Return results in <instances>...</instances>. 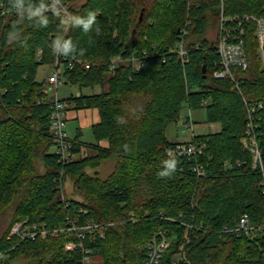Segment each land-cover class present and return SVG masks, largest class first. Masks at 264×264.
<instances>
[{
  "label": "trees",
  "instance_id": "trees-1",
  "mask_svg": "<svg viewBox=\"0 0 264 264\" xmlns=\"http://www.w3.org/2000/svg\"><path fill=\"white\" fill-rule=\"evenodd\" d=\"M72 1L50 9L49 0H0V216L11 211L0 238L7 257L0 264H83L86 256H99L102 264H146L149 243L163 239L170 248L160 264H264V237L225 231L244 215L264 222L262 173L242 143L252 125L264 157L257 24L243 21L249 67L233 69V78L214 77L220 57L217 42L207 38L222 15L264 20V0ZM58 45L91 65L65 68L66 82L102 89L62 100L67 111L96 109L100 115L92 126L95 143L70 138L78 155L71 162L52 151L54 97L46 81L37 80L40 67L54 65ZM118 56L124 63L111 70ZM185 105L205 110L207 123L221 130L194 139L207 145L203 155L172 158L167 150L178 143L166 129ZM108 161L114 169L102 178L98 170ZM69 179L72 197L65 192ZM23 221L60 232L9 238ZM89 224L100 226L105 238L95 233L80 241L69 231ZM70 241L83 248L67 252Z\"/></svg>",
  "mask_w": 264,
  "mask_h": 264
},
{
  "label": "built area",
  "instance_id": "built-area-1",
  "mask_svg": "<svg viewBox=\"0 0 264 264\" xmlns=\"http://www.w3.org/2000/svg\"><path fill=\"white\" fill-rule=\"evenodd\" d=\"M50 4L48 8H53L55 6L63 7L64 4L61 0H49ZM64 11L66 12L65 8ZM254 20L257 24L256 38L259 42V55L263 61L264 65V20L257 19L252 16L244 17H234L227 18L222 15L221 24L219 27V38L217 41V51L220 57V69L214 73L216 79H226L228 77L233 78V69L239 68L242 70H247L249 67V61L246 54L245 47V29L243 28V21ZM188 35L186 30L183 31V36ZM179 54L184 59L187 57V52L183 47V41L178 44ZM55 62L54 70L49 74L47 82L48 85L56 91L59 86L66 82L64 77L65 68L74 69L77 65H85L86 69H90V64H84V62L77 58H71L64 51L61 45L56 46L54 49ZM134 64L135 70H139L141 64L138 58L133 57L130 59ZM187 62V59L184 60ZM120 63H124V59L121 56L113 59L110 69L114 70L118 67ZM51 114V124L50 130L55 140V150L54 153L58 155L62 161L71 162L78 159V155L73 153L72 147L73 143L70 141V137L66 131L67 128V107L68 104L62 100L54 97ZM262 107V105H259ZM255 109L250 108L249 113H254ZM210 126H213L210 124ZM196 124L189 118L185 121L182 130L183 134L188 136V139L184 142L178 143L176 146L171 147L167 150V154L174 157H187L196 158L204 154L207 149L206 144H197L194 139L199 135L196 133ZM245 148H247L253 158V168L259 169L262 173L261 187L264 195V157L260 150L258 141L254 135L253 126L250 125L247 131L246 137L242 140ZM195 171L199 176H203L205 171L201 167H196ZM264 210V208H263ZM70 232L75 231L77 238L83 241L87 236H94L95 233L99 234L101 238H105V232L96 224H89L86 226H73L69 229ZM225 231L227 233L234 234L238 237L260 235L264 237V222L263 223H253L248 215L242 216L235 226L226 227ZM60 231H49L45 225L42 228L38 224H29L28 221L17 222L10 233V237H18L20 240L36 238L45 239L49 235H57ZM77 248H83L81 242H68L65 246L67 252L74 251ZM170 248V242L167 239H163L158 242L156 240L149 243L148 247V260L146 264H160L164 253ZM85 254L90 252L85 250ZM7 255L0 252V262L6 259ZM90 257L86 256L83 260V264H88L90 262Z\"/></svg>",
  "mask_w": 264,
  "mask_h": 264
},
{
  "label": "rangeland",
  "instance_id": "rangeland-1",
  "mask_svg": "<svg viewBox=\"0 0 264 264\" xmlns=\"http://www.w3.org/2000/svg\"><path fill=\"white\" fill-rule=\"evenodd\" d=\"M86 0H73L72 3L75 6L82 5ZM219 29H210L207 33V38L210 42L215 43L219 38ZM129 64V63H127ZM54 70L51 65H44L40 67L37 80L39 82H45L48 84L47 79L49 74ZM102 89L96 87L95 89L83 88L80 89L70 83L64 82L55 91L54 88H50L49 94L51 98L57 97L59 100H67L69 98H76L80 96H89L94 94H100ZM78 113H83L82 118L77 119ZM84 113H87L86 115ZM85 115V116H84ZM68 122L66 131L71 139H74L78 135V131H82L81 140L85 143H95L94 135L92 132V125L99 122V118L95 111L92 110H70L68 112ZM191 120L196 124V133L200 135L214 134L221 130L219 125L210 126L207 123L205 110L191 111L186 105L181 111L180 119L177 123H171L166 129V135L171 142L180 143L188 139L186 134L182 133L185 121ZM54 151V149L52 150ZM38 170L43 172V165L40 160H36ZM114 169V162H106L98 171L99 176L105 178L110 175ZM65 192L68 196H74L73 182L69 179L65 184ZM11 211H7L0 216V238L5 233L9 226ZM102 258L99 256H93L88 264H102ZM16 264V263H15ZM17 264H22L17 262Z\"/></svg>",
  "mask_w": 264,
  "mask_h": 264
},
{
  "label": "crops",
  "instance_id": "crops-1",
  "mask_svg": "<svg viewBox=\"0 0 264 264\" xmlns=\"http://www.w3.org/2000/svg\"><path fill=\"white\" fill-rule=\"evenodd\" d=\"M89 110H92V111H95V112H96V114H97V116H98V118H99V122H100L99 111L96 110V109H89ZM69 111H70V110H69ZM69 111H67V117H68V112H69ZM82 114H83V113H78V115H77V119H78V118H82V117H83ZM84 114L86 115L87 113H84ZM85 115H84V116H85ZM67 122H68V118H67ZM99 122H97V123H99ZM97 123H96V124H97ZM94 125H95V124H94ZM92 126H93V125H92ZM78 135H82V131H81V130L78 131ZM78 135H77V136H78ZM199 135H200V134H199ZM77 136H76V137H77ZM76 137H75V138H76ZM81 141H82V140H81Z\"/></svg>",
  "mask_w": 264,
  "mask_h": 264
},
{
  "label": "water",
  "instance_id": "water-1",
  "mask_svg": "<svg viewBox=\"0 0 264 264\" xmlns=\"http://www.w3.org/2000/svg\"><path fill=\"white\" fill-rule=\"evenodd\" d=\"M143 19V13L141 14V17H140V20H142ZM206 68V67H205ZM207 71H206V69L204 70V73H206Z\"/></svg>",
  "mask_w": 264,
  "mask_h": 264
}]
</instances>
